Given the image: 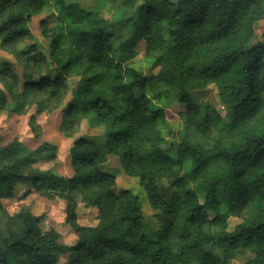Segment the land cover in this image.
Wrapping results in <instances>:
<instances>
[{
    "label": "trees",
    "instance_id": "16d2710c",
    "mask_svg": "<svg viewBox=\"0 0 264 264\" xmlns=\"http://www.w3.org/2000/svg\"><path fill=\"white\" fill-rule=\"evenodd\" d=\"M118 9L126 35L117 42L115 21L74 0H0V48L23 69L19 90L11 65L0 64V109L19 114L36 100L39 111L46 100L52 112L69 96L60 129L74 130L84 118L105 128L103 145L74 141L70 177L28 172L39 156L54 157L49 143L23 154L16 140L0 147V214L16 185L27 184L64 201L77 238L60 243L55 229H41L44 215L23 207L4 215L12 227L0 232V264H228L240 248L253 255L243 264H264V126L250 127L264 110V30L262 41L255 35L264 0H120ZM38 15L46 51L30 32ZM141 45L157 74L130 63ZM209 86L223 115L192 100L191 91ZM172 104L183 130L169 142ZM213 130L220 138L208 146ZM109 156L138 180L165 226L148 234L140 198L114 193L115 177L101 170ZM161 180L171 199L161 195ZM75 195L81 209H96V225L77 223ZM241 212L246 217L229 230Z\"/></svg>",
    "mask_w": 264,
    "mask_h": 264
},
{
    "label": "rangeland",
    "instance_id": "374dc122",
    "mask_svg": "<svg viewBox=\"0 0 264 264\" xmlns=\"http://www.w3.org/2000/svg\"><path fill=\"white\" fill-rule=\"evenodd\" d=\"M74 1H76L84 10L97 12L109 21H115L116 23L118 21L116 17L119 16L118 5L120 0ZM167 1L175 3L178 0ZM125 17L126 16H124V18ZM43 19L44 15L32 17L30 32L33 35V41H36L39 46L46 51L48 43L41 36L39 26L40 21ZM112 29L114 31V38L117 42L126 35V29L122 27L120 23L115 24ZM263 30L264 23L261 22L255 28V35L257 39L261 41V34ZM28 43L29 42H27V44ZM137 51V56L130 63H134V66L143 72L148 74L152 73L153 75L157 74L159 68H154L152 70L149 68V61L151 60L149 53L144 49V46L141 45ZM119 58L123 57H120V55L117 54V59ZM5 62L11 65L13 73L20 78L18 82V89L20 90L23 83L21 79L23 70L22 64L0 48V64ZM0 88L3 89V83H1V81ZM190 93L193 102L197 105L201 107L214 106L218 109L221 115L224 114L223 110L218 105L217 89L215 86H209L204 90L191 91ZM29 98L32 99V97ZM33 99L36 98L33 97ZM68 99L69 96L62 105L52 112L47 111L52 106L46 100L39 111L37 109L36 100L25 102L24 109L19 114L9 111L8 107L0 109L1 148L7 147L15 140L21 145L19 151L21 154L32 151L43 142L49 143L54 147V157L52 159L45 154L39 156L31 165V168L28 169V172L53 169L62 176L70 177L73 174V170L70 166L69 150L74 141L79 138H86L96 142L98 145L104 144L105 128L91 123L87 118L82 119L74 130L60 129L63 118L61 110ZM178 111L179 108H177L175 104H172L170 108H166L165 110L166 119L168 121L166 133L169 136V142L178 140L183 130V118L178 115ZM256 126H264V110L260 111L259 115L250 123V127ZM219 138L220 136L216 134L215 130H213L211 141L210 143L207 142L206 145H212V141L214 142V140ZM2 161L3 163L11 162L10 157L6 156L2 158ZM101 170L104 173L111 174L115 177V194H119L121 190H129L140 198L142 203V212L144 215V224L148 234L155 232L160 226L166 225L167 221L162 214L150 208L145 192L139 185L138 180L126 176L123 173L120 161L117 158L109 156L107 162L102 165ZM158 187L163 197L167 199L172 198L173 189L169 188L164 180L158 181ZM75 199L77 202V223L81 226L96 225L98 222L96 209H81V202L77 195H75ZM2 205L5 210V214L9 216L15 215L23 207H27L35 216L44 215L45 217L40 223L41 229L43 231L48 230L49 228L55 229L61 235L60 243L62 244L72 245L77 239L69 225H67L64 221L65 203L61 199H48L39 193L32 192L29 185L18 184L15 187L13 196L10 199L3 200ZM5 214H0V232L7 231L8 228L12 227L10 221L5 219ZM244 217H246L245 212H241L237 217H230L228 220L229 230H232L237 223L243 220ZM252 257L253 255L250 250L240 248L230 256L227 263L243 264L246 260ZM59 264H64V260H61Z\"/></svg>",
    "mask_w": 264,
    "mask_h": 264
}]
</instances>
